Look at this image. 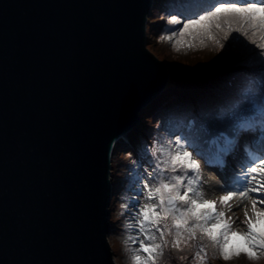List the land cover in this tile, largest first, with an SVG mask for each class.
<instances>
[{
    "label": "water",
    "instance_id": "1",
    "mask_svg": "<svg viewBox=\"0 0 264 264\" xmlns=\"http://www.w3.org/2000/svg\"><path fill=\"white\" fill-rule=\"evenodd\" d=\"M156 2L0 0V264H122L120 139L170 83Z\"/></svg>",
    "mask_w": 264,
    "mask_h": 264
},
{
    "label": "snow or ice",
    "instance_id": "2",
    "mask_svg": "<svg viewBox=\"0 0 264 264\" xmlns=\"http://www.w3.org/2000/svg\"><path fill=\"white\" fill-rule=\"evenodd\" d=\"M166 7L167 22L182 25L166 37H180L177 51L181 46L192 48L198 41L202 46L211 42L229 55L232 44L226 48V42L230 37L238 42L233 33L260 51L249 50L254 57L253 67L247 69L251 79L243 81L239 96L224 95L210 109L191 116L198 132L222 144L225 168L230 157L242 148L245 152L232 184L224 188L225 194L218 201L202 199V170L196 156L208 161L195 139L158 122L157 128L168 133L169 139L162 141L150 133L145 140L142 154L137 155L143 175L135 177L140 188L134 205L143 239L136 237L139 248L134 250L132 264H162L166 250L184 253L193 247L195 264H209V250L211 258L218 255L225 262L241 255L258 260L264 257V207H258L264 206V0H166ZM257 136L261 146L254 151L250 142ZM245 144L249 146L243 147ZM236 196L250 201L252 207L251 216L245 209L243 233L234 231L233 222L217 209L218 203L228 205ZM238 236L243 246L233 245V238Z\"/></svg>",
    "mask_w": 264,
    "mask_h": 264
},
{
    "label": "rangeland",
    "instance_id": "3",
    "mask_svg": "<svg viewBox=\"0 0 264 264\" xmlns=\"http://www.w3.org/2000/svg\"><path fill=\"white\" fill-rule=\"evenodd\" d=\"M165 6L166 0H157L150 16L149 46L157 49V55L166 57L170 83L164 93L144 109L146 122L139 123L133 128L132 134L127 135L126 144H119L115 186L123 184V188H117L119 226L113 238L122 264H132L134 250L139 248L136 237L143 239L138 231L137 209L134 205L136 192L140 188L135 183V177L137 174L143 175V170L139 167L142 161L137 160V155L142 154L145 140L150 133L162 141L169 139L168 133L160 132L157 128L158 122L166 125L172 132L191 138L189 125L194 130L197 129L195 122L191 120L192 113L210 109L222 96L229 93H236L239 96L238 90L249 75L247 69L254 65V57L249 50L260 51L237 33H233V36L238 37V42L233 41L231 37L226 42V48L228 44H232L229 55L211 42L202 46L198 41H194L192 48L181 46L177 51L176 40L180 37L173 36L172 40L166 37L182 28V25H172L167 22ZM244 74H246L245 78ZM173 109H187V111H173ZM182 127L183 130H179ZM193 134L198 141H203L200 138L202 133L195 131ZM212 143L216 145L217 140L214 139ZM196 159L200 161L202 170L199 189L203 192L202 199L218 201L225 194L224 186L220 184V176L205 163L204 159L199 156H196ZM144 167L147 165L144 164ZM234 199L235 197L228 205H222L228 213V219L233 222V230L243 233L246 231V226L242 223L245 218L244 212L247 209L249 215H252L251 202L241 198ZM144 202L141 198L140 203ZM232 243L243 246L244 242L238 236L233 238ZM195 251L194 247L186 249L184 253L166 250L162 264H195ZM181 256H184V259H180ZM212 256L213 253L209 250V264H264V257L249 260L241 255L225 262L218 255L216 258H211Z\"/></svg>",
    "mask_w": 264,
    "mask_h": 264
},
{
    "label": "bare ground",
    "instance_id": "4",
    "mask_svg": "<svg viewBox=\"0 0 264 264\" xmlns=\"http://www.w3.org/2000/svg\"><path fill=\"white\" fill-rule=\"evenodd\" d=\"M127 137H128V136H125V137L121 138V139H120V143H122L123 145L126 144V143H127L126 140L128 139ZM120 143H119V144H120ZM235 163H236V165H237V164L239 163V161H235Z\"/></svg>",
    "mask_w": 264,
    "mask_h": 264
},
{
    "label": "trees",
    "instance_id": "5",
    "mask_svg": "<svg viewBox=\"0 0 264 264\" xmlns=\"http://www.w3.org/2000/svg\"><path fill=\"white\" fill-rule=\"evenodd\" d=\"M165 7H166V6H165ZM164 12H165V13L167 12V8H165V11H164ZM245 76H246V74H244V78H245ZM248 76H249V75H247L246 78H247ZM246 78H245V79H246ZM201 137H203V134H201Z\"/></svg>",
    "mask_w": 264,
    "mask_h": 264
}]
</instances>
